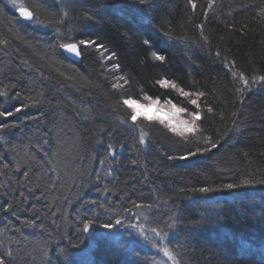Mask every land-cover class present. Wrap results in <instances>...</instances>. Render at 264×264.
<instances>
[{"label":"trees","instance_id":"trees-1","mask_svg":"<svg viewBox=\"0 0 264 264\" xmlns=\"http://www.w3.org/2000/svg\"><path fill=\"white\" fill-rule=\"evenodd\" d=\"M87 38L108 51L75 60L59 47ZM111 52L118 59L108 60ZM261 76L264 0H0V111L14 113L0 117L11 125L0 132V256L9 264H264ZM162 77L206 93L199 139L134 126L118 103L147 95L191 111L176 90L156 85ZM206 137L219 147L179 158ZM128 210L137 219H126ZM87 219L95 223L84 233ZM109 219L123 224L105 238Z\"/></svg>","mask_w":264,"mask_h":264},{"label":"snow or ice","instance_id":"snow-or-ice-1","mask_svg":"<svg viewBox=\"0 0 264 264\" xmlns=\"http://www.w3.org/2000/svg\"><path fill=\"white\" fill-rule=\"evenodd\" d=\"M140 3H147V0H139ZM191 2V0H190ZM11 3L14 7H16V0H11ZM100 5H97L99 7ZM192 8L196 7L195 3H191ZM20 16L23 18L31 21L34 19V15L32 11H29L26 7L23 5H20L16 9ZM91 17H89L90 19ZM201 30L204 29V24H200L198 26ZM144 43L146 45L151 46V41L145 40ZM59 47L66 50L69 54L74 55L76 58H83L88 53L86 52L87 49L94 48L96 52H107L106 46L98 42L96 39L87 38V39H80L77 43H64L59 45ZM217 56H220V53H216ZM152 57L154 60L159 61L161 63H167V57L166 55L162 54L159 51H154L152 53ZM108 60H116L118 59L117 54L115 52H111L107 57ZM230 66L234 67V61L228 62ZM114 68H119L118 63L113 64ZM234 75V73H233ZM120 80L124 81L125 83H128L127 77H119ZM237 79L242 80V83L247 86L250 84V81L246 77H237ZM261 81H264V76L260 77ZM156 85L164 88V89H174L178 92V94L186 99L189 100L190 105L192 106V110L190 111L189 108L180 106L173 102L172 99H166L161 100L160 98H153L152 96H145L144 101L141 102L137 99L132 98H125L122 101L118 100V103H122L124 106H126L130 110V122L132 125L137 126L140 123H143L145 121L150 123H158L159 125H163L165 129H167L169 132L175 134L176 136L182 138L184 141H188L189 137H196L197 139L200 138L201 130V122L205 119V111L201 107V99L205 97L206 93L204 91H186L184 87H181L179 84L176 83L175 80H170L167 77H162L160 79H157L155 81ZM113 89L121 87L120 84L113 83L111 85ZM190 87H195V84L193 83L190 85ZM118 99V98H117ZM39 103V102H37ZM16 112L22 111V108H16ZM206 112L208 114H215L214 108L209 106L206 109ZM14 115L11 111H0V117L5 118V120L8 117H11ZM235 116V113L233 114ZM11 127V125L7 123H0V132L5 131L7 128ZM140 131V141L143 142L145 139V136L147 135L144 132L143 128L139 129ZM45 143L48 141L45 140ZM219 145L215 143L211 137H206L204 146L200 147L197 146L194 149L190 148L186 155H182L179 158L183 160H187L189 158L196 157L197 155L202 154L203 152H207L210 149H216ZM107 150L111 153V155L114 157L116 155L115 150L113 149V146L111 144L107 145ZM169 159H173V157H169ZM103 163V161H101ZM23 175L25 177L28 176V172H24ZM245 185H248L251 183L249 180H245L243 182ZM260 183H264V181H260ZM240 185L234 184V183H228L224 187L226 189L232 190L236 189ZM202 193H208L213 191V189L209 187H201L199 189ZM23 195V193H21ZM135 207H142V205H135ZM9 209L12 208V205H8ZM150 207V206H149ZM129 211V215H127L126 219H137V214H131V210ZM82 232L87 233L89 232L94 223V219H87L86 222H82ZM123 224V221L121 219H115V222L113 223L111 219H109L107 222L102 223L100 226L104 229L108 230V233L102 234L105 238H107L108 234H110L113 230L117 228V226H120ZM173 225L168 224L167 227L171 228ZM129 227L136 228L137 225L130 224ZM141 232H143V229H141ZM152 232L154 235H159L157 230L155 228L152 229ZM63 251V250H62ZM11 252L7 253L8 257H11ZM165 255H169L168 250L165 249ZM0 264H9L8 259L5 256H0Z\"/></svg>","mask_w":264,"mask_h":264},{"label":"water","instance_id":"water-1","mask_svg":"<svg viewBox=\"0 0 264 264\" xmlns=\"http://www.w3.org/2000/svg\"><path fill=\"white\" fill-rule=\"evenodd\" d=\"M29 11H31L29 8H27ZM27 20V19H26ZM27 21H29V20H27ZM65 53L69 56V57H71L72 59H75V60H78L79 58H76L74 55H72V54H69L66 50H65Z\"/></svg>","mask_w":264,"mask_h":264},{"label":"bare ground","instance_id":"bare-ground-1","mask_svg":"<svg viewBox=\"0 0 264 264\" xmlns=\"http://www.w3.org/2000/svg\"><path fill=\"white\" fill-rule=\"evenodd\" d=\"M34 15V14H33ZM24 20H26L25 18H23ZM27 21V20H26ZM32 21V20H31ZM31 21H27V22H31Z\"/></svg>","mask_w":264,"mask_h":264}]
</instances>
